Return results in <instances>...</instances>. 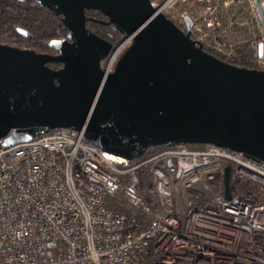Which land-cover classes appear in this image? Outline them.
<instances>
[{"label":"built area","instance_id":"obj_1","mask_svg":"<svg viewBox=\"0 0 264 264\" xmlns=\"http://www.w3.org/2000/svg\"><path fill=\"white\" fill-rule=\"evenodd\" d=\"M243 1L252 62L264 70L263 29L252 0ZM185 2L149 0L192 41L230 57L234 43L214 33L216 3L176 12ZM130 40L102 59L103 75ZM0 264H264V164L211 144L126 159L68 129L0 146Z\"/></svg>","mask_w":264,"mask_h":264},{"label":"water","instance_id":"obj_2","mask_svg":"<svg viewBox=\"0 0 264 264\" xmlns=\"http://www.w3.org/2000/svg\"><path fill=\"white\" fill-rule=\"evenodd\" d=\"M35 1L68 33L48 42L55 56L0 44V146L68 129L98 137L103 151L126 159L149 147L211 144L264 164V70L207 55L149 0ZM252 2L264 33L259 0ZM85 9L131 36L106 75L99 61L111 45L85 28ZM262 51L259 43V57ZM223 189L228 198L227 167Z\"/></svg>","mask_w":264,"mask_h":264},{"label":"trees","instance_id":"obj_3","mask_svg":"<svg viewBox=\"0 0 264 264\" xmlns=\"http://www.w3.org/2000/svg\"><path fill=\"white\" fill-rule=\"evenodd\" d=\"M83 15L87 17L85 20L87 29L96 36L109 41L112 46L122 37L116 28L113 31L108 29L107 19L100 13L85 9L83 10ZM175 26L178 27L177 25ZM18 29L23 30L25 34L21 35ZM65 31V27L59 19L48 8L39 5L35 0H0V42H23L36 50L47 51L51 50L47 45L48 42L59 38ZM251 41V36L245 35L243 40L234 44L233 54L228 58L204 46H201V49L207 55L230 66L254 70L257 68L252 62ZM187 146L198 148L200 145ZM154 148L156 147L147 148L137 158L145 157Z\"/></svg>","mask_w":264,"mask_h":264},{"label":"rangeland","instance_id":"obj_4","mask_svg":"<svg viewBox=\"0 0 264 264\" xmlns=\"http://www.w3.org/2000/svg\"><path fill=\"white\" fill-rule=\"evenodd\" d=\"M216 3V17L219 26L214 32L218 39H222V43L235 44L243 40L245 35L250 34L249 30V14L246 4L243 0H211ZM201 6L196 5L194 0H186L183 4L175 6L176 12L184 11L186 13H198L201 11ZM239 28V30H238ZM120 40V39H119ZM18 47H25L27 50L36 51L35 48L26 45L23 42L14 43ZM202 147L200 145L198 148Z\"/></svg>","mask_w":264,"mask_h":264},{"label":"flooded vegetation","instance_id":"obj_5","mask_svg":"<svg viewBox=\"0 0 264 264\" xmlns=\"http://www.w3.org/2000/svg\"><path fill=\"white\" fill-rule=\"evenodd\" d=\"M84 18H85V20L87 19V17L86 16H84ZM84 25H85V28H88L87 27V25H86V21H85V23H84ZM108 25H109V30H111V31H113L114 29H115V26L112 24V23H108ZM178 28V27H177ZM181 31H183L182 29H180ZM183 32H185V31H183ZM68 33V31L66 30L65 31V33L62 35V36H60L59 38H57V39H62V38H64L65 36H66V34ZM99 37V36H98ZM101 38V37H100ZM103 39V38H102ZM105 40V39H104ZM105 41H107V40H105ZM107 42H109V41H107ZM0 44H3V45H7V46H11V47H14V48H17V49H26L25 47H18V45H16V44H14V43H4V42H0ZM109 44L111 45L110 46V49L113 47L112 46V44L109 42ZM130 44V43H129ZM128 44V45H129ZM127 45V46H128ZM127 48V47H126ZM125 48V49H126ZM110 49L108 50V52L110 51ZM124 49V50H125ZM123 50V51H124ZM36 54H39V55H47V56H55V55H57V50H55V49H51V50H47V51H39V50H36V51H34ZM108 52H107V54H108ZM122 54V53H121ZM120 54V55H121ZM119 55V56H120ZM119 58V57H118ZM117 58V59H118ZM117 59H116V61H117ZM102 61V59L99 61V67H100V62ZM115 65V64H114ZM42 66L43 67H45V68H48V69H50V70H58V69H60L61 67H62V64L60 63V62H44V63H42ZM113 69H114V66H113ZM113 69H112V71H113ZM111 71V72H112Z\"/></svg>","mask_w":264,"mask_h":264}]
</instances>
